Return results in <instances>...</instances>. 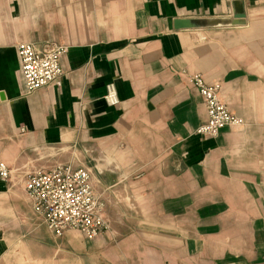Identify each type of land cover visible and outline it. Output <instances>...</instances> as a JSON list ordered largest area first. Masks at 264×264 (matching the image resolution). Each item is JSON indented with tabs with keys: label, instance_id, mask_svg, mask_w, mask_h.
Returning <instances> with one entry per match:
<instances>
[{
	"label": "crops",
	"instance_id": "0c3cea01",
	"mask_svg": "<svg viewBox=\"0 0 264 264\" xmlns=\"http://www.w3.org/2000/svg\"><path fill=\"white\" fill-rule=\"evenodd\" d=\"M20 43L65 49L60 86L26 91ZM184 73L240 126L195 134ZM0 162V264H264V0H0ZM58 165L89 172L106 233L35 214L24 180Z\"/></svg>",
	"mask_w": 264,
	"mask_h": 264
},
{
	"label": "built area",
	"instance_id": "2783aa9c",
	"mask_svg": "<svg viewBox=\"0 0 264 264\" xmlns=\"http://www.w3.org/2000/svg\"><path fill=\"white\" fill-rule=\"evenodd\" d=\"M64 51L62 46L52 43L40 47L30 43L18 44L16 52L27 92L50 85L60 86V58ZM184 75L197 90L207 114V120L195 130V134L217 138L225 128L240 126L241 121L220 102V87L217 84H207L200 75ZM104 100L109 105L117 104L112 85L107 86ZM10 174V169L0 162V181L7 182ZM24 188L33 211L43 219L47 230L54 236L76 231L87 240H93L108 231L103 206L93 192L86 169L58 165L49 171H36L26 176Z\"/></svg>",
	"mask_w": 264,
	"mask_h": 264
},
{
	"label": "water",
	"instance_id": "95a60500",
	"mask_svg": "<svg viewBox=\"0 0 264 264\" xmlns=\"http://www.w3.org/2000/svg\"><path fill=\"white\" fill-rule=\"evenodd\" d=\"M234 19H240L239 17H235ZM238 22H231V25H238Z\"/></svg>",
	"mask_w": 264,
	"mask_h": 264
}]
</instances>
